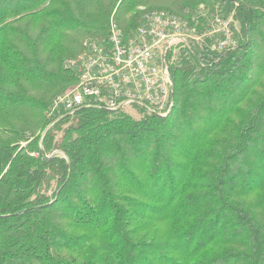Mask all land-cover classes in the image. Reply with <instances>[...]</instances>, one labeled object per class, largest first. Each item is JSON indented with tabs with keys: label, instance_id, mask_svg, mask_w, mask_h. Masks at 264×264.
<instances>
[{
	"label": "trees",
	"instance_id": "trees-1",
	"mask_svg": "<svg viewBox=\"0 0 264 264\" xmlns=\"http://www.w3.org/2000/svg\"><path fill=\"white\" fill-rule=\"evenodd\" d=\"M200 6L236 45L186 46L167 116L49 113L111 17ZM0 264H264V0H0Z\"/></svg>",
	"mask_w": 264,
	"mask_h": 264
},
{
	"label": "built area",
	"instance_id": "built-area-1",
	"mask_svg": "<svg viewBox=\"0 0 264 264\" xmlns=\"http://www.w3.org/2000/svg\"><path fill=\"white\" fill-rule=\"evenodd\" d=\"M202 8L181 15L145 10L131 34L111 17L106 37L86 39L82 51L65 61L76 79L53 97L49 113L66 115L94 108L136 118L167 116L174 104L170 68L185 55L186 46L209 39L213 40L209 47L217 51L236 45L228 20L217 11L211 12L209 24L198 26Z\"/></svg>",
	"mask_w": 264,
	"mask_h": 264
},
{
	"label": "rangeland",
	"instance_id": "rangeland-1",
	"mask_svg": "<svg viewBox=\"0 0 264 264\" xmlns=\"http://www.w3.org/2000/svg\"><path fill=\"white\" fill-rule=\"evenodd\" d=\"M211 12L212 11H211L210 6H208L207 8L204 7L202 9L198 10V14H199L198 16H201L202 17V19L197 20L198 26L199 25L202 26L203 24H206L207 25V24L210 23V21L212 20V16H211L212 13ZM134 116H136V115H134Z\"/></svg>",
	"mask_w": 264,
	"mask_h": 264
},
{
	"label": "water",
	"instance_id": "water-1",
	"mask_svg": "<svg viewBox=\"0 0 264 264\" xmlns=\"http://www.w3.org/2000/svg\"><path fill=\"white\" fill-rule=\"evenodd\" d=\"M173 90V89H172Z\"/></svg>",
	"mask_w": 264,
	"mask_h": 264
}]
</instances>
